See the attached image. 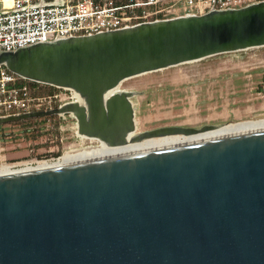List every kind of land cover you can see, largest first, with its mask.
<instances>
[{
	"label": "water",
	"instance_id": "water-1",
	"mask_svg": "<svg viewBox=\"0 0 264 264\" xmlns=\"http://www.w3.org/2000/svg\"><path fill=\"white\" fill-rule=\"evenodd\" d=\"M259 47L264 0L1 50L9 72L77 100L0 125L70 114L61 133L100 144L0 165V264H264V111L137 133L142 91L117 89Z\"/></svg>",
	"mask_w": 264,
	"mask_h": 264
},
{
	"label": "rangeland",
	"instance_id": "rangeland-1",
	"mask_svg": "<svg viewBox=\"0 0 264 264\" xmlns=\"http://www.w3.org/2000/svg\"><path fill=\"white\" fill-rule=\"evenodd\" d=\"M112 1L115 4L129 2ZM257 1L261 0H251L248 4ZM183 14V7L178 6L174 14L163 12L151 15L132 21L131 26ZM120 89L142 91V94L135 95L136 132L163 126L199 128L251 118L255 113L264 111V47L224 53L142 74L124 81ZM70 91L76 101V94ZM41 94L39 96L49 97L51 102L48 108L39 111L55 109L66 101H73L70 92L60 88L44 89ZM72 121L75 119L65 114L39 117L9 126L0 125V165L40 156L56 158L62 155V150L98 144L81 139L74 132L63 135L59 124Z\"/></svg>",
	"mask_w": 264,
	"mask_h": 264
},
{
	"label": "built area",
	"instance_id": "built-area-1",
	"mask_svg": "<svg viewBox=\"0 0 264 264\" xmlns=\"http://www.w3.org/2000/svg\"><path fill=\"white\" fill-rule=\"evenodd\" d=\"M53 1L0 0V51L53 39L56 32L68 37L128 27L132 21L151 15L174 14L178 6L183 7V15H199L211 7L241 8L251 0H129L123 4L112 0H61L58 5H53ZM20 79L0 65V118L50 106L49 97L31 95L28 85ZM70 95L74 99L71 92Z\"/></svg>",
	"mask_w": 264,
	"mask_h": 264
},
{
	"label": "trees",
	"instance_id": "trees-1",
	"mask_svg": "<svg viewBox=\"0 0 264 264\" xmlns=\"http://www.w3.org/2000/svg\"><path fill=\"white\" fill-rule=\"evenodd\" d=\"M20 81L24 82V83H26L28 85L29 93L31 95H42L41 94V90H44V89H46L47 91L56 89V88H54L52 86L44 85V84H40V83H35V82L29 81V80L20 79Z\"/></svg>",
	"mask_w": 264,
	"mask_h": 264
},
{
	"label": "bare ground",
	"instance_id": "bare-ground-1",
	"mask_svg": "<svg viewBox=\"0 0 264 264\" xmlns=\"http://www.w3.org/2000/svg\"><path fill=\"white\" fill-rule=\"evenodd\" d=\"M128 79H129V78H128ZM128 79H125V80H122L121 82H119L118 85H117V89H118V90H121L120 87L122 86L123 82L126 81V80H128ZM130 81H131V80H130ZM64 90H66V91H70V89H69V90H68V89H64ZM70 92H71V91H70ZM71 94H72V92H71ZM72 96H73V95H72ZM73 98H74V97H73ZM136 99H137V98H136ZM73 101H74V99H73ZM78 137L81 138V139H84V140H85V139H86V140L89 139V140H91V141H96V142L98 143L96 146H98V145L100 144V141L97 140V139H95V138H87V137H81V136H78ZM96 142H95V143H96ZM91 144H92V143H91Z\"/></svg>",
	"mask_w": 264,
	"mask_h": 264
},
{
	"label": "crops",
	"instance_id": "crops-1",
	"mask_svg": "<svg viewBox=\"0 0 264 264\" xmlns=\"http://www.w3.org/2000/svg\"><path fill=\"white\" fill-rule=\"evenodd\" d=\"M51 117V116H50ZM30 120H32V119H29V120H24V121H30ZM21 121H19V122H14V123H10V124H5V125H2V126H9V125H14V124H18V123H20ZM23 122V121H22Z\"/></svg>",
	"mask_w": 264,
	"mask_h": 264
},
{
	"label": "flooded vegetation",
	"instance_id": "flooded-vegetation-1",
	"mask_svg": "<svg viewBox=\"0 0 264 264\" xmlns=\"http://www.w3.org/2000/svg\"><path fill=\"white\" fill-rule=\"evenodd\" d=\"M151 130V129H150ZM138 133V132H137Z\"/></svg>",
	"mask_w": 264,
	"mask_h": 264
}]
</instances>
